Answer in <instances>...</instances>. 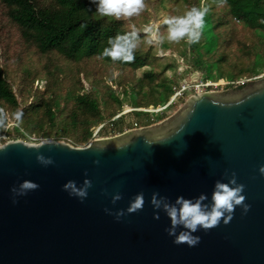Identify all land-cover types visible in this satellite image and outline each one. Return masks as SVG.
<instances>
[{
    "label": "water",
    "instance_id": "obj_1",
    "mask_svg": "<svg viewBox=\"0 0 264 264\" xmlns=\"http://www.w3.org/2000/svg\"><path fill=\"white\" fill-rule=\"evenodd\" d=\"M39 154L53 163L41 164ZM261 165L264 78L240 89L195 92L162 122L84 146L52 138L7 141L0 145V264H264ZM232 172L245 185L250 209L237 206L229 223L193 233L201 238L194 247L175 244L163 203L203 194L210 205L215 182H228ZM24 180L39 188L14 203L12 189ZM69 180L81 189L92 182L83 201L64 190ZM117 193L122 198L113 203ZM141 193L143 209L127 213ZM154 193L167 198L159 209ZM120 210L125 215L118 220Z\"/></svg>",
    "mask_w": 264,
    "mask_h": 264
},
{
    "label": "trees",
    "instance_id": "obj_2",
    "mask_svg": "<svg viewBox=\"0 0 264 264\" xmlns=\"http://www.w3.org/2000/svg\"><path fill=\"white\" fill-rule=\"evenodd\" d=\"M204 3L209 12L198 43H142L135 60L123 63L100 55L108 37L152 21L165 33L164 17L201 0H146V10L127 21L100 17L93 0H0V107L23 113L18 127L13 122L0 135L86 145L96 132L113 135L142 126L143 118L150 124L156 118L148 109L167 104L197 71L227 87L249 84L236 81L264 73V0ZM125 106L131 110L122 113Z\"/></svg>",
    "mask_w": 264,
    "mask_h": 264
},
{
    "label": "clouds",
    "instance_id": "obj_3",
    "mask_svg": "<svg viewBox=\"0 0 264 264\" xmlns=\"http://www.w3.org/2000/svg\"><path fill=\"white\" fill-rule=\"evenodd\" d=\"M97 5V13L100 17H108L115 20H130L134 17L140 16L147 8L146 0H93ZM219 5L223 6L226 0H218ZM209 12V6L201 0L200 6H192L181 15H173L164 17L162 23L167 26L166 32L160 31L158 24H146L141 29H137L134 25L129 31L124 33H117L115 36L108 37L106 46L103 47L100 55L103 58H108L113 62L120 61L123 63H131L135 60V52L140 48L142 43L153 46L159 49L166 41L168 43H179L185 41L188 45L196 44L200 41L202 31L205 24V16ZM141 31L145 34L144 40H141ZM159 54V53H158ZM112 78L118 77L119 73L113 71ZM111 83V81H109ZM23 113L16 111L11 115L9 112L0 107V129L7 130L13 125L19 126L22 122ZM40 144L28 145V147H35L39 149ZM151 143V142H149ZM37 160L47 166L53 163L51 157H45L43 154L37 155ZM99 163V161H95ZM260 172L264 173V165H261ZM227 176L228 173L225 172ZM92 186L90 180H85L84 187L77 188L75 181L69 180L63 187L64 190L71 196H77L82 201L87 197V189ZM39 188V185L31 180H24L19 190L13 187L12 192L15 197L26 195L29 191H34ZM245 185L237 182L236 173L232 172L228 182L217 180L215 182L214 191L211 195V204L205 205L203 202L207 197L201 194L193 201L180 196L176 199L175 204L163 203V209L171 221V227L166 229L170 236L174 237L175 244H187L190 247L196 246L200 242V237L193 235L199 229L209 230L217 227L221 220L225 224L229 223L235 213L237 206H242L246 213L250 209V205L244 203ZM158 193H154L151 203L156 209L161 207V204L167 198L157 199ZM121 195L117 193L113 198V203L121 199ZM143 193L138 194L127 208V213H134L142 210L144 207ZM106 212L111 213V210L105 209ZM125 215L124 210L115 213L119 220ZM155 218L159 219V214H155ZM183 227L184 231L177 234V228Z\"/></svg>",
    "mask_w": 264,
    "mask_h": 264
},
{
    "label": "rangeland",
    "instance_id": "obj_4",
    "mask_svg": "<svg viewBox=\"0 0 264 264\" xmlns=\"http://www.w3.org/2000/svg\"><path fill=\"white\" fill-rule=\"evenodd\" d=\"M150 24H155V23L152 21ZM141 73H142V70H139V74H141ZM263 78H264V73L259 75V76H257V77H254V78H250V79H246V80H240V83H243L242 81H244V82L258 81V80H261ZM196 80L197 81L201 80V73H199L198 71L195 72V74H193L191 76L190 81H187V82L192 83V82H194ZM236 83H237V81H236ZM227 85H228V82L223 80V79H221V80H219V86L217 87L216 90L222 92V91H226V90H232L233 88H235V87H230V86L227 87ZM191 94H194V92L187 91L186 92V96L184 98L179 99L178 101L173 103L171 106H169L167 109H165L163 112L162 111H158L159 112L158 116H155L156 115V111H155V114H151L150 118L152 119L154 117V118H156L155 119L156 121L152 120L150 124H147L148 122H145L146 118H143L141 120L142 121L141 122L142 126H149V125H153L155 123L162 122L163 120H165V119L171 117L172 115L176 114L186 104V102H187V100H188V98L190 97ZM149 109L151 110L152 108H149ZM129 110H131V108L129 106H125L122 113L127 112ZM138 127H140V126H138ZM109 128H112V126H109ZM127 129H129V128L124 129V131L127 130ZM119 133H121V132L117 131V133H115L113 135H116V134H119ZM113 135H104V134H101L100 132L99 133L96 132L94 134V138H102V137L113 136ZM0 137L4 138L5 142L10 141V140H15V139H23V140H25L27 142L33 143V142H39V141H41L43 139H46V138H39V137H36V136H31V137H28V138H22V137H18L17 138L14 134H12L10 132H4L2 135H0ZM52 139H55V138H52ZM78 146H84V145H78Z\"/></svg>",
    "mask_w": 264,
    "mask_h": 264
},
{
    "label": "built area",
    "instance_id": "obj_5",
    "mask_svg": "<svg viewBox=\"0 0 264 264\" xmlns=\"http://www.w3.org/2000/svg\"><path fill=\"white\" fill-rule=\"evenodd\" d=\"M243 82V81H242ZM240 80L237 81L236 84H239ZM229 84V82H228ZM219 86V81H211V80H199V81H194L192 83L189 82H184L181 86L180 89H178L170 98V100L168 101L167 104H165L164 106L158 107V108H152L151 110L148 109L151 112H158V111H164L165 109H167L169 106H171L173 103H175L176 101H178L181 98H184L186 96V92L187 91H191V92H203V91H207V90H216L217 87Z\"/></svg>",
    "mask_w": 264,
    "mask_h": 264
}]
</instances>
